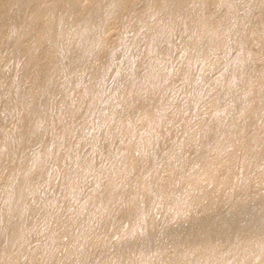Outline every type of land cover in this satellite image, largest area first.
Wrapping results in <instances>:
<instances>
[{"label":"bare ground","instance_id":"bare-ground-1","mask_svg":"<svg viewBox=\"0 0 264 264\" xmlns=\"http://www.w3.org/2000/svg\"><path fill=\"white\" fill-rule=\"evenodd\" d=\"M0 264H264V0H0Z\"/></svg>","mask_w":264,"mask_h":264},{"label":"rangeland","instance_id":"rangeland-1","mask_svg":"<svg viewBox=\"0 0 264 264\" xmlns=\"http://www.w3.org/2000/svg\"><path fill=\"white\" fill-rule=\"evenodd\" d=\"M121 56H122V55H121ZM121 56H119V57L116 56V57H118V59H115L116 57L114 58V60H116V61H114V67H115V66H116V67H117V66H121V65L124 63V56H122L123 58H122ZM121 58H122V59H121ZM119 59H121L122 61L119 60ZM117 62H118V63H117ZM119 62L122 63V64H120ZM119 64H120V65H119ZM195 70H196V69H195ZM112 74H113V71L111 70L110 73L107 75L108 77L106 76V77L102 80V83H103L102 85H103V88H104L105 91H108V90L110 89V87H108V86H111V88H112V87H113V84H115V82H116L115 79H114V81H113L114 76H110V75H112ZM111 77H112V80H111ZM104 80H105V81H104ZM108 80H109V81H108ZM106 81H108V82H106ZM112 81H113V83H112ZM104 83H105V84H104ZM109 83H110V85H109ZM106 84H107L108 86H107ZM107 88H108V89H107ZM106 89H107V90H106ZM179 96L181 97V95H178L176 99H180V98H178ZM56 184H57V180H56ZM48 190H49V191L53 190V191H52V192H54L53 196H54V195L57 196V195H56L57 192H55V189H54V188H53V189H48ZM49 191H48L47 193L50 194V196H52V192L50 193ZM56 191H57V190H56ZM70 203H71V202H70ZM254 203L258 205V203H256V202L251 203V204H250V207L253 208V209L257 207V205L255 206ZM67 205H68V204H67ZM252 205H253V206H252ZM250 207H248V208H250ZM249 210H250V209H249ZM252 212H253V211H249L248 214H247V213L243 214V215L241 216L242 219L239 217V219H238V223H242V222L244 223V220L246 221V220L251 216ZM158 214H159V213H157V216H158L159 218H161ZM245 215H247V216H245ZM244 216H245V218H243ZM243 219H244V220H243ZM256 219L258 220L259 218H256ZM239 220H240V221H239ZM161 221H162V220H161ZM161 221H160V222H161ZM164 221H165V223L162 221L163 223H161V224H166V220H164ZM184 225H185V224H183V226H184ZM183 226L181 225V226L179 227V229L176 228L175 230H174V229L171 230V233H170V234L177 233L178 230L182 229L181 227H183ZM185 226H186V225H185ZM185 226H184V227H185ZM177 229H178V230H177ZM176 230H177V232H176ZM172 231H174V232H172ZM180 231H181V230H180Z\"/></svg>","mask_w":264,"mask_h":264}]
</instances>
